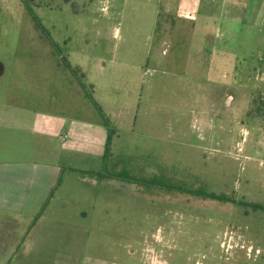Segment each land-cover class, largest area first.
Segmentation results:
<instances>
[{
  "label": "rangeland",
  "instance_id": "1",
  "mask_svg": "<svg viewBox=\"0 0 264 264\" xmlns=\"http://www.w3.org/2000/svg\"><path fill=\"white\" fill-rule=\"evenodd\" d=\"M165 1L26 0L36 22L21 0H0V81L18 62L50 83L39 93L65 118L64 167L74 159L84 176L70 212L86 228L72 244L65 226L43 264H264V95L249 99L247 69L239 84L189 83Z\"/></svg>",
  "mask_w": 264,
  "mask_h": 264
},
{
  "label": "crops",
  "instance_id": "2",
  "mask_svg": "<svg viewBox=\"0 0 264 264\" xmlns=\"http://www.w3.org/2000/svg\"><path fill=\"white\" fill-rule=\"evenodd\" d=\"M171 3L173 11L160 10L173 20L172 41L178 35V45L185 44L180 48H185L189 83L200 79L224 86L230 76L232 83L239 84L247 69L257 81L249 99L264 95V0H166L167 8ZM22 64L14 63L8 83L0 81V264L7 260V264H43L45 253L57 257L65 226L76 233L68 241L72 244L79 242L80 228H86L70 212L79 207L84 176L74 159L64 167V149L56 143L68 138L59 134L65 118L41 103L44 93L39 91H47L50 83L31 79ZM4 74L5 66L0 63V80ZM146 92L140 93L139 100L143 95L146 99L156 95L150 87ZM70 124V134L80 132L79 121ZM149 124L147 133L153 131ZM129 130L119 133H134ZM152 138L148 135L146 141ZM106 147L109 154L112 141ZM69 150H75V143Z\"/></svg>",
  "mask_w": 264,
  "mask_h": 264
},
{
  "label": "trees",
  "instance_id": "3",
  "mask_svg": "<svg viewBox=\"0 0 264 264\" xmlns=\"http://www.w3.org/2000/svg\"><path fill=\"white\" fill-rule=\"evenodd\" d=\"M21 2L26 6L27 11L29 12L31 18H32L34 21L37 22V18L35 17L34 13H33V12L31 11V9L26 5V0H21ZM36 25H37V28H38V29H40L41 31H43V33H44L46 36H48L47 33H46V31L41 27L40 24L36 23ZM49 40H50V42H52L51 39H49ZM52 45H54L53 42H52ZM67 68H68V70L73 74L74 77H78V76L76 75V74H78V71H77V70H72V68H71L69 65H67ZM80 85H81V84H80ZM86 97L88 98V100H89L94 106H96V104H95V102L93 101V98H92L91 95L86 94ZM105 122H106V121H105ZM262 210H264V208H263Z\"/></svg>",
  "mask_w": 264,
  "mask_h": 264
}]
</instances>
